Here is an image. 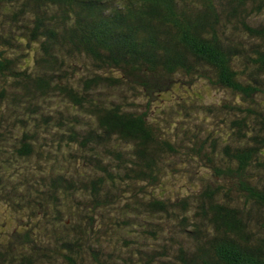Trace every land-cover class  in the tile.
Listing matches in <instances>:
<instances>
[{
	"label": "trees",
	"instance_id": "1",
	"mask_svg": "<svg viewBox=\"0 0 264 264\" xmlns=\"http://www.w3.org/2000/svg\"><path fill=\"white\" fill-rule=\"evenodd\" d=\"M197 80L228 97H180L173 126L174 105L148 113ZM53 96L72 112L52 120ZM0 98L7 113L40 114L59 144L36 185L0 175L16 185L2 180L0 196L37 215L0 234V264H264V0H0ZM199 112L215 127L190 125ZM33 138L14 154L42 153ZM189 163L205 167L200 187L166 196Z\"/></svg>",
	"mask_w": 264,
	"mask_h": 264
},
{
	"label": "rangeland",
	"instance_id": "2",
	"mask_svg": "<svg viewBox=\"0 0 264 264\" xmlns=\"http://www.w3.org/2000/svg\"><path fill=\"white\" fill-rule=\"evenodd\" d=\"M24 64L27 65L28 68L34 63L33 55L30 53H26L23 55ZM80 74V73H79ZM192 80V79H191ZM193 81V80H192ZM193 84V92L191 91H184L181 90L177 92L178 95L173 94H162L159 96L154 97L151 99L150 104L148 106V113L152 116H159L165 117V112H169L176 101H190L191 95L200 94L203 98V102L206 104H215L221 102L225 98L228 97V94L223 89L213 88L211 86L205 87L200 80L192 82ZM135 103L133 108L137 110H146L145 103L147 102L145 98H139L136 96H132V99ZM6 104L5 100L0 98V117L2 113L5 114L3 121L0 125V136L6 139L5 150L3 152V162L4 168L0 170L1 173L8 174L13 179L19 172H24L27 174L28 183L31 182L36 185V176H31V174L35 173L38 174L39 172H47L49 168V160L46 158V151H57L58 146L47 144V140L45 142V125H43L40 121V114L39 116H35V114H29L26 111L18 112L15 110L10 111L9 113L6 112ZM37 102L34 105H30L31 108L37 109V111H43V108L36 107ZM175 112L173 115L169 116V126H173V124L177 121L180 122L181 119H184L187 115L183 114L181 108L178 105H174ZM22 110V109H21ZM46 112L52 114V120H56L61 114L60 111H70L72 112V108L70 106L66 107V102L61 99L60 97L53 96L47 103L45 107ZM163 114H162V113ZM197 119L189 118L190 125H203V130H210L215 127L212 123L211 119L205 116L202 112H199L196 115ZM7 120L9 125L7 126ZM174 122V123H173ZM45 126V127H44ZM168 126V125H167ZM50 126H47L49 128ZM24 131H27L33 134L34 146L35 151L38 149V152H42L40 154H34L32 157L28 158H19L17 157L14 152L16 147L18 146V142L16 138L20 137ZM57 147V148H56ZM61 154L63 153L64 149L59 148ZM36 153V152H35ZM58 153V152H56ZM60 156V153H58ZM61 158V157H60ZM0 160V163L2 161ZM60 164H63V161H59L56 163V167L58 168ZM191 163L187 165L188 169H182L173 175H168L165 180L163 181L162 188L164 189V194L166 196L175 198L180 197L184 194H189L193 190L198 189L200 187L199 178L202 176H206L207 172L205 171V167H193ZM194 168V169H193ZM2 180L4 182H2ZM0 180V184H4V188L6 187H15V184H12L11 181H5L4 179ZM2 182V183H1ZM7 182V183H6ZM14 197V196H13ZM28 208V209H27ZM23 208V211H19L17 206L14 203L11 204L8 199L3 198L0 196V234L1 238H6L11 232L15 231L18 228L27 227L33 220H36L37 215L36 213H32L29 210V207ZM18 210V212H17ZM164 230L168 231V227L165 226Z\"/></svg>",
	"mask_w": 264,
	"mask_h": 264
}]
</instances>
